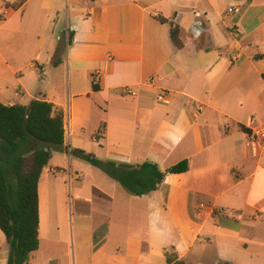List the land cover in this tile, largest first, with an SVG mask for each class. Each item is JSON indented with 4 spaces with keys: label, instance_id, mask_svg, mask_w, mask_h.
<instances>
[{
    "label": "crops",
    "instance_id": "obj_1",
    "mask_svg": "<svg viewBox=\"0 0 264 264\" xmlns=\"http://www.w3.org/2000/svg\"><path fill=\"white\" fill-rule=\"evenodd\" d=\"M33 100L61 111L68 157L187 170L137 198L69 162L62 238L51 157L27 264H264V155L246 146L264 124V0H0V103Z\"/></svg>",
    "mask_w": 264,
    "mask_h": 264
},
{
    "label": "trees",
    "instance_id": "obj_2",
    "mask_svg": "<svg viewBox=\"0 0 264 264\" xmlns=\"http://www.w3.org/2000/svg\"><path fill=\"white\" fill-rule=\"evenodd\" d=\"M157 20L168 24L174 41V25L161 17ZM63 142V115L52 104L39 100L27 106L0 103V231L9 247L7 264H27L38 250V185L52 154L62 152ZM78 154L137 198L156 191L166 174L187 170L185 162L162 172L150 162L131 166L102 162L83 151ZM166 261L185 264L169 256Z\"/></svg>",
    "mask_w": 264,
    "mask_h": 264
},
{
    "label": "rangeland",
    "instance_id": "obj_3",
    "mask_svg": "<svg viewBox=\"0 0 264 264\" xmlns=\"http://www.w3.org/2000/svg\"><path fill=\"white\" fill-rule=\"evenodd\" d=\"M72 162L73 169L70 172H74L75 169L83 171L84 169H90L91 166L89 163L84 161L82 158L76 155H70L69 157L62 152H54L52 154V162L49 163L47 169L51 166H57L62 173H56L50 176V182L57 194L58 208L59 212V231L62 238L70 234L71 230V218H73V198L77 193V188L73 186L75 180L70 177L68 172V164ZM93 169V168H91ZM46 181L42 180V185L44 186ZM82 193L86 191V188L79 189ZM76 206V205H75ZM77 209V206H76Z\"/></svg>",
    "mask_w": 264,
    "mask_h": 264
},
{
    "label": "built area",
    "instance_id": "obj_4",
    "mask_svg": "<svg viewBox=\"0 0 264 264\" xmlns=\"http://www.w3.org/2000/svg\"><path fill=\"white\" fill-rule=\"evenodd\" d=\"M229 14L237 13L238 10L235 8H230L227 11ZM194 28H198L199 25L196 21L192 23ZM94 80H98L99 73H94L93 75ZM120 93L122 96L125 97H134L136 96V92L131 87H122L120 89ZM167 93L161 92V94L158 95L157 99L158 101L164 100V97ZM64 128V126H63ZM247 147H254L256 148L262 155H264V124L258 123L254 120L250 121L248 127H247Z\"/></svg>",
    "mask_w": 264,
    "mask_h": 264
}]
</instances>
